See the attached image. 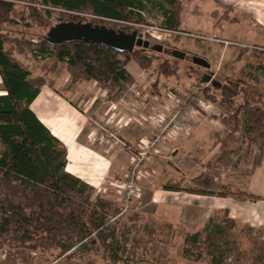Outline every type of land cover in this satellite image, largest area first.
Segmentation results:
<instances>
[{
  "label": "rangeland",
  "instance_id": "rangeland-1",
  "mask_svg": "<svg viewBox=\"0 0 264 264\" xmlns=\"http://www.w3.org/2000/svg\"><path fill=\"white\" fill-rule=\"evenodd\" d=\"M27 6V3H15L14 19L0 22V30L6 38L5 49L30 71L32 78L40 76L46 84H54L61 95L64 92L68 97L74 95L73 101L82 105L85 98H97V103L105 100L133 102L141 96L137 90L145 89L152 94L145 98L149 103L147 115L166 120L189 114L185 106H191L192 98L197 96L198 100L192 105L196 111L192 117H197L193 121L190 114L187 115L190 122L182 124L183 142L167 136L166 149L160 148V152L143 157L136 182L138 194L130 202L126 204L116 189L125 177L106 192L100 189L102 197L95 188L83 194L90 192V207L97 197L109 203L101 229L113 230L112 238L102 242L94 232L81 242L73 237L74 248L62 255L59 250L50 248L41 253L4 246L0 249V264H113L111 243L120 247L119 254L134 255L153 264H264V161L246 177L253 167L257 145H249L245 139L244 114L238 116L241 124L235 132L234 123L229 119L244 98L249 99L252 106L264 108V0H175L172 8L180 22L178 30L163 28L161 19L153 12L143 13L146 23L132 25L134 29L129 30H136L150 44L161 45L162 50L135 46L145 49L144 53L151 58L150 66L141 68L134 60L120 56V63L131 78L119 83L108 81L105 85L98 79L74 82L66 66L56 63L52 53L40 54L30 49L28 41L43 39L61 16L57 10L49 18V24L38 23L28 16ZM83 20L88 21L86 17ZM173 49L185 52V57L171 55ZM193 56L205 59L209 66L195 64ZM167 66L170 72L164 74L163 68ZM212 73L215 82H220L219 87L227 85L230 89L227 93L230 103L228 99L223 101L220 89L214 88L211 81L201 82L204 74ZM82 87L84 93H79ZM127 90L135 91L133 100ZM205 90L214 100L204 96ZM169 93L175 98H170ZM108 102H103V106ZM90 118L91 127H97L93 122L104 124L107 129L118 130L119 137V120L112 125L102 117L92 115ZM148 124L151 131L146 141L134 146L125 142L129 148L141 150L140 145L153 141L158 124L153 121ZM232 132L233 137L228 140L226 136ZM225 141L226 149H235L232 162H237L236 168L216 162ZM177 142H182V147ZM205 173L220 176V184L232 192L248 190L262 199L239 201L232 197L188 193L189 188L199 186L193 179L200 174L206 176ZM173 184L180 190L166 189ZM224 211L235 220L226 242L220 244L228 248L227 254L212 259L206 256L205 250L199 255L200 249L191 246L188 249L185 238L202 232L210 220L209 228L220 224ZM185 248L189 254L184 252Z\"/></svg>",
  "mask_w": 264,
  "mask_h": 264
},
{
  "label": "trees",
  "instance_id": "trees-1",
  "mask_svg": "<svg viewBox=\"0 0 264 264\" xmlns=\"http://www.w3.org/2000/svg\"><path fill=\"white\" fill-rule=\"evenodd\" d=\"M18 2L27 3L28 16L44 24H49V18L58 10L57 14L61 16L57 19L58 23L84 21L86 17L92 24L125 32H131L134 29L132 25L145 24L143 13L152 12L161 19L163 28L178 30L180 26L172 8L175 0H0V22L14 19V6ZM5 42V35L0 30V77L6 90L4 95H0V146L3 147L0 151V249L8 246L42 253L50 248L52 251L59 250L62 255L74 248L76 242L73 237L81 242L93 232L105 242L113 236V230L105 232L101 229L106 211L110 209L109 203L97 194L99 197L90 207V192L86 196L83 194L91 191L92 187L64 171L65 146L30 109L44 79L40 76L32 78L30 71L5 49ZM28 42L32 51L52 53L56 63L66 66L74 82L98 79L100 84L105 85L108 81L119 83L129 80L131 75L121 65L120 56L134 60L141 68L150 66L151 62L144 48L119 53L94 42L70 41L56 45L44 39ZM162 72L169 73V67H164ZM219 85L215 84L214 88L220 89L223 101H226L230 89L227 85ZM203 94L209 100H214L207 90ZM240 113L246 119L245 139L249 145H257L253 167L246 174L248 177L260 167L264 158V108L252 106L250 100L244 98L229 117L234 123V132L241 124L238 117ZM234 132L227 134L228 140ZM225 145L226 141L221 145L216 162L224 167L232 165L236 168L237 162H232L235 149H226ZM205 175L200 174L193 179L199 185L198 188L186 191L195 195L232 197L239 201L262 199L248 190L232 192L220 184V176L212 173ZM166 189L180 190L174 184L168 185ZM224 212L220 224H212V228H209L210 220L202 232L187 236L186 247L200 249L199 255L205 250L206 256L212 259L227 254L228 248L220 244L226 242L235 220L228 217L227 211ZM111 244L113 264H153L134 255L119 254L120 247ZM187 248L184 251L186 253L189 252Z\"/></svg>",
  "mask_w": 264,
  "mask_h": 264
},
{
  "label": "crops",
  "instance_id": "crops-1",
  "mask_svg": "<svg viewBox=\"0 0 264 264\" xmlns=\"http://www.w3.org/2000/svg\"><path fill=\"white\" fill-rule=\"evenodd\" d=\"M80 89L75 88L74 90L84 93V88ZM137 92H139L138 95L141 94V98L138 97L133 102L130 100H124V102L105 100L97 103V98H89V100L85 98L82 105L78 101H73L74 95L68 97L65 92L64 95H61L54 84L50 86L45 81L30 104V109L38 120L65 146L64 171L99 190L97 194H100L101 191L106 192L112 184L114 185L121 178L124 179L130 168L132 153L127 149H120L122 147L118 144L109 146L102 137L104 134L90 126V117L92 115L102 117L112 125L116 120H119V124H121L119 138L129 145L146 141V137L151 131L148 122L152 123V121L147 115L146 108L149 103L145 98L152 94L147 93L145 89H138ZM5 93L6 90L0 77V95ZM127 93L133 100L135 91L127 90ZM103 102H108V105L103 106L105 104ZM107 108L112 111L108 112ZM139 114L141 117H138ZM176 140L183 142L182 132L179 133ZM182 142L177 143L182 147ZM144 145L146 144L143 143ZM263 161L264 158L260 167Z\"/></svg>",
  "mask_w": 264,
  "mask_h": 264
},
{
  "label": "water",
  "instance_id": "water-1",
  "mask_svg": "<svg viewBox=\"0 0 264 264\" xmlns=\"http://www.w3.org/2000/svg\"><path fill=\"white\" fill-rule=\"evenodd\" d=\"M43 39L51 45L62 44L70 41H83L85 43L94 42L106 46L116 52H132L135 46H142L156 51H161L159 44H150L144 40L141 34L136 30L125 32L124 30H115L105 25L92 24L88 21H64L52 25ZM170 54L177 58H184L185 52L173 49ZM192 61L195 64L208 67L205 59L193 56ZM211 81L210 74H205L201 82Z\"/></svg>",
  "mask_w": 264,
  "mask_h": 264
},
{
  "label": "built area",
  "instance_id": "built-area-1",
  "mask_svg": "<svg viewBox=\"0 0 264 264\" xmlns=\"http://www.w3.org/2000/svg\"><path fill=\"white\" fill-rule=\"evenodd\" d=\"M170 98H175V96L171 93L168 94ZM198 100L197 96H194L192 98V105L195 104V101ZM178 102H180V100H178ZM185 102V101H184ZM194 103V104H193ZM183 104V102H182ZM191 106L186 105L185 108H187L189 110V114L186 112L184 114H179L177 116H175L174 118H172L171 120H166L163 117L160 116H148V118L153 119V123H157V129L155 131V136L154 139L151 143H148L144 146L140 145L141 150L139 149H133V148H129L125 142H123L119 137H118V132L116 129L110 128L107 129L106 126L104 124H99L97 122H93L95 123V125H97L96 129L103 133L104 136L103 139L104 141L109 145H115L118 144L119 146H121L122 148H128L131 149V153H132V159H131V164H130V168L125 176V180L122 182L121 186L118 185L116 187L117 192L120 193L121 198L123 199V201H125V203L127 204L128 202H130V200L134 197L137 196L138 194V186H137V179H138V173H139V168L141 165V162L144 160L143 157L151 155V153H158L160 152V148H165V143H166V137L169 136L170 138L168 139H174L176 140L178 138L179 133L183 130V123L186 122H190L189 118L187 117V115H189V117H191L193 119V121L195 120L194 118L197 117L195 116L194 118L192 117L196 111L194 108H192ZM175 120V121H174ZM137 156V159H136ZM121 189V190H120Z\"/></svg>",
  "mask_w": 264,
  "mask_h": 264
},
{
  "label": "flooded vegetation",
  "instance_id": "flooded-vegetation-1",
  "mask_svg": "<svg viewBox=\"0 0 264 264\" xmlns=\"http://www.w3.org/2000/svg\"><path fill=\"white\" fill-rule=\"evenodd\" d=\"M205 75V74H204ZM210 76H211V83L213 84V85H215V84H217L218 83V85L220 84V82H215V80L212 78V76H213V73L212 74H210ZM222 78V77H221ZM210 82V81H209Z\"/></svg>",
  "mask_w": 264,
  "mask_h": 264
}]
</instances>
